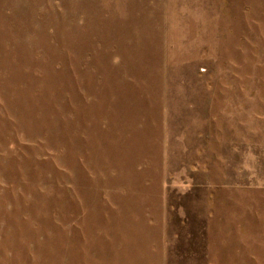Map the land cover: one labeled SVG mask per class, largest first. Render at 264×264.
<instances>
[{
  "label": "rangeland",
  "instance_id": "1",
  "mask_svg": "<svg viewBox=\"0 0 264 264\" xmlns=\"http://www.w3.org/2000/svg\"><path fill=\"white\" fill-rule=\"evenodd\" d=\"M0 264H264V0H0Z\"/></svg>",
  "mask_w": 264,
  "mask_h": 264
}]
</instances>
